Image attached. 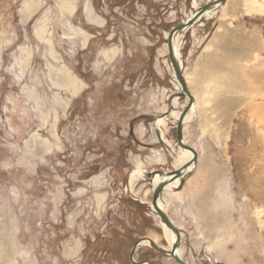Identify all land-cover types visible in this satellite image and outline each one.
<instances>
[{
    "label": "rangeland",
    "instance_id": "obj_1",
    "mask_svg": "<svg viewBox=\"0 0 264 264\" xmlns=\"http://www.w3.org/2000/svg\"><path fill=\"white\" fill-rule=\"evenodd\" d=\"M206 1L0 0V264H133L146 236L168 249L150 176L180 159L175 121L161 139L153 121L183 97L165 39ZM192 31L182 134L197 156L161 203L192 264H264V0H227ZM133 259L176 264L150 244Z\"/></svg>",
    "mask_w": 264,
    "mask_h": 264
},
{
    "label": "bare ground",
    "instance_id": "obj_2",
    "mask_svg": "<svg viewBox=\"0 0 264 264\" xmlns=\"http://www.w3.org/2000/svg\"><path fill=\"white\" fill-rule=\"evenodd\" d=\"M213 0H207L206 2H212ZM205 2V3H206ZM227 4V0H225L224 2L222 3H218L216 4L215 6H212L210 9L206 10L204 13H202L201 15H199V17L196 18L195 22L193 25H191V27L189 28H185V30H193V26L194 25H203V20L205 19H209V18H213V16L222 11L225 6ZM193 5H197V3L194 1V4ZM200 6H196L195 7V10L193 12H191L190 14H188V16L183 20V21H186L188 19H191V17H193L195 15V13H197V9L199 8ZM183 30V31H185ZM183 31L182 32H178L174 37H173V40H172V46H173V51H174V54L179 62V65L181 66V70H182V63H181V59H180V52H179V39L180 37L182 36L183 34ZM36 35H39L40 34V31L39 30H36L35 31ZM193 33V31H192ZM168 35V34H167ZM166 35V36H167ZM48 41V40H47ZM166 52H167V45H166ZM24 56L23 58H18L16 57V64L19 66V67H22L23 63L25 62V59H27L29 56H30V51L29 50H24ZM168 54V52H167ZM22 55V54H21ZM215 56H210L209 57V65L210 67L213 69V71H224L222 70V68L220 67V63H218L217 59L214 58ZM25 67V66H24ZM171 67V65H170ZM231 71L234 70L235 72L237 71V67L235 68V66H231L230 67ZM236 69V70H235ZM171 71H172V75H173V79L176 81V86H177V91L175 92V94H179L181 92V87L178 83V81L176 80V77H175V74H174V71L171 67ZM23 73V72H22ZM68 75V74H67ZM20 77V76H19ZM183 78L185 80V84L187 86V78L185 76V73L183 74ZM73 79V78H72ZM221 79V78H220ZM53 80V79H52ZM65 80V79H64ZM65 84V83H64ZM71 84V85H70ZM68 86H72V91H77L78 90V87L79 85L76 84V81L73 79L71 80L70 82L68 81L66 83V87ZM24 92H25V95L27 96V98L31 99L32 101H35L36 98L34 96V93L31 89H27V88H24ZM187 90L189 92V94L191 95L192 99H191V102H190V106L189 108L187 109V111L185 112L183 118H182V126L184 127V124L187 123L190 118L192 117V114L194 113L195 111V108H196V104H197V96L195 93L191 92L189 90V88L187 87ZM183 97V106L181 109H173L174 107V104L176 102V100L179 98L178 95H175L173 96L168 105H169V108L167 109V111H163V115L160 116L159 118H156L154 121H153V124H154V128L159 132L158 134V138L160 137L163 138V131H162V128L165 126V118L166 116H169L171 117L174 121H175V127H176V122L177 120L179 119L180 115H181V112L182 110L184 109V107H186L187 103L189 102V98L186 96V95H183L181 96ZM219 100L218 99L216 102L219 103ZM37 102V101H36ZM39 106V105H38ZM183 132V130H182ZM183 135V134H182ZM33 139V138H32ZM29 140V139H28ZM31 141V140H30ZM182 141L183 143H187L186 139L184 138V135L182 137ZM177 143V142H176ZM30 144L27 142V145ZM28 147V146H27ZM33 148V147H32ZM177 151H178V159H180V164H179V167H176L174 168L173 170L175 169H181L182 170V174H183V177L186 173H188L190 171V169L192 167H194L195 165V161H193V154L191 153V151L187 150V149H184L182 147H180L178 144H177ZM160 160V159H159ZM159 162V161H158ZM163 162V161H161ZM138 164V163H137ZM137 166V165H136ZM138 168V167H137ZM136 170V169H135ZM172 170V171H173ZM154 171V170H153ZM139 176L140 173L138 172V170L135 171V173L131 174V177L129 178L130 181H132L133 178H135L136 176ZM182 176L181 177H175L174 175H171L169 174V171H165L163 172L162 174H159V173H154L150 176V183H151V190H153L160 182L162 181H167V183L165 184V186L163 187L162 189V192L161 194L159 195L156 203H157V206L167 214L166 212V208L164 207V205L161 203V195L163 193H166L168 190H170V188L172 187H179L182 183ZM175 194V193H174ZM176 195V194H175ZM152 206V204H151ZM153 209V206L151 207ZM155 211V210H154ZM168 215V214H167ZM169 216V215H168ZM155 217L157 218V222H158V225L161 227L163 233H164V239L166 240L167 244H168V249L166 251H170L171 249V246L172 244L175 242L176 240V236L175 234L160 220L159 216L155 215ZM171 219V218H170ZM171 222L172 219H171ZM174 223V222H173ZM175 224V223H174ZM181 237H182V232H180V240H181ZM151 239V240H150ZM150 241H152L153 243L155 242L154 239L150 238V237H145V238H142L137 245H140V244H144V245H151V243H149ZM156 243V242H155ZM154 243V244H155ZM181 243V242H180ZM179 243V247L176 249V254L183 260L185 261L187 264H192L190 262V260H188L187 258H185L183 255H182V248H181V245ZM156 245V244H155ZM152 246V245H151ZM137 247V246H136ZM157 247V245H156ZM157 248H160V247H157ZM134 260V259H133ZM213 260V259H212ZM147 263V262H145ZM144 263V264H145ZM176 263V262H175ZM216 263H220V264H226L225 262H222V261H219V260H213L210 262V264H216ZM177 264V263H176ZM195 264V263H194Z\"/></svg>",
    "mask_w": 264,
    "mask_h": 264
},
{
    "label": "water",
    "instance_id": "obj_3",
    "mask_svg": "<svg viewBox=\"0 0 264 264\" xmlns=\"http://www.w3.org/2000/svg\"><path fill=\"white\" fill-rule=\"evenodd\" d=\"M225 0H213L212 2H206L204 5H201L198 9H197V13H195V15L193 17H191V19H188L186 21H182L180 24H178L175 27H172L169 32L168 35L166 37V45H167V52H168V59H169V63L174 71L176 80L178 81L180 87H181V92L179 93L180 96L186 95L189 98V102L187 103L186 107H184V109L181 112V115L179 117V119L176 122V127H175V135H176V142L177 144L184 148L187 149L189 151H191V153L193 154V161H196V156L197 153L195 151V149L185 143H183L182 141V130H183V126H182V118L185 114V112L187 111V109L190 106V102H191V95L189 94L188 90H187V86L185 84V80L183 78V72L181 70V66L179 65V62L174 54L173 51V46H172V40L173 37L178 33V32H182L183 30H185V28H189L191 27V25L194 24L195 20L197 17H199V15H201L202 13H204L206 10L210 9L212 6H215L218 3H222ZM187 31V30H185ZM183 31V32H185ZM156 172V171H155ZM159 174H162L163 172H156ZM169 174L174 175L175 177H183L182 174V170L181 169H175L173 171H169ZM167 183V181H162L160 182L153 190H152V200H151V204L153 206V209L155 210V212L157 213V215L159 216L160 220L175 234L176 236V240L175 242L172 244L170 251H165L162 248H157L156 245L150 241L149 243H151L152 247L154 249H157L165 254H168L171 258H173V260L177 263V264H187L185 261H183L175 252L176 249L179 247V243H180V232L178 231L177 227L173 224V222H171V219L169 218V216L163 212L158 206H157V199L159 197V195L162 192L163 187L165 186V184ZM141 240V239H140ZM136 241L135 243H133V245L131 246L130 252H129V259L133 264H143V261H135L133 260V253L134 250L138 244V242L140 241ZM147 264H149L147 262ZM216 264H220V263H216Z\"/></svg>",
    "mask_w": 264,
    "mask_h": 264
},
{
    "label": "crops",
    "instance_id": "obj_4",
    "mask_svg": "<svg viewBox=\"0 0 264 264\" xmlns=\"http://www.w3.org/2000/svg\"><path fill=\"white\" fill-rule=\"evenodd\" d=\"M210 19V18H209ZM205 20H207V19H205ZM203 24H204V20H203Z\"/></svg>",
    "mask_w": 264,
    "mask_h": 264
}]
</instances>
